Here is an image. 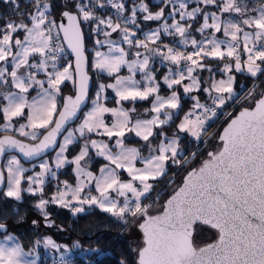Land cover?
Wrapping results in <instances>:
<instances>
[{
    "label": "snow or ice",
    "instance_id": "6c2138e0",
    "mask_svg": "<svg viewBox=\"0 0 264 264\" xmlns=\"http://www.w3.org/2000/svg\"><path fill=\"white\" fill-rule=\"evenodd\" d=\"M3 2L19 8L16 0ZM161 2L171 9L168 17L174 18L179 15L180 20L172 24L163 23L160 28L146 33L143 40L136 39L135 31H130L127 25L136 24L137 10L145 14L143 17L145 21L167 19L164 8L153 13L147 4L134 6L131 17L126 18L125 26L122 27L119 22L113 24L111 18L105 20L96 17L90 10L92 5H85L80 0L70 6L74 11L61 13V16L67 19L65 25L50 18L51 0H34L35 11L26 14L27 22L21 19L18 23L9 21L0 25V62H3L0 66V85L10 84L19 90L3 94V99L7 101L3 108V117L9 121L4 128L5 130L11 128L12 118L24 116L27 107L30 110L27 124H21L17 131L23 137L38 141L26 144L5 135L0 139V155H4L6 149H18L27 159L41 157L47 150H54L58 135H61L62 131H67L63 142L59 144V151L56 152L55 167L59 169L65 163L75 164L77 186L72 188L65 183L66 191L58 190L50 200L44 199L42 195L44 177L48 174L55 177L56 172L52 170L47 160H43L39 164L41 171L35 177H27L29 181L27 191L33 195L41 193L35 207L45 220L49 216L46 206L50 203L69 208L73 214L84 212V205L96 206L119 220H125L130 214L136 218L142 232V245L136 249V264H264V94L259 98H253L254 106L244 108L227 123L218 136V148L215 151H208L207 158L187 172L182 183L163 203L157 214H151V205L143 202L151 198L154 182L167 175L169 164L183 166L195 160L197 153H192L190 158H186L179 149V133L189 134L197 143L203 142V137L207 135V129L210 127L209 122L217 116V110L236 95L233 88L235 77L230 73L233 70L243 72L246 69L252 77L258 73L264 74L262 67L264 6L255 10L258 11V15L247 16L246 8L235 3V0H223L219 4L217 0H202L204 5H217L221 13H239L243 17L242 24L251 27L253 31H244L240 24L230 20L221 22L215 13H205L204 22L197 31L203 35L205 30L214 29L215 32L222 31L225 37L230 36L231 39L218 40L213 36L211 39L198 41L195 38L189 40L188 29L191 25L185 27L180 21L187 22V18L195 19L204 10L196 7L188 11L187 0ZM108 3L118 11L125 7L123 3H113V0H108ZM99 6L104 5L100 3ZM81 22H94L95 31L103 32L105 36V40L96 41L99 46H108L107 53L96 52V68L111 75L118 73L121 66L127 65L130 72L139 70L143 73V79L148 81V85L141 88L140 82L132 76H117L115 84L107 86L101 84L93 101V108L84 115L83 122L78 128L67 130L66 124L77 117L88 90V76L84 71ZM21 32L24 34L23 39L19 38ZM112 33H118L122 42L128 44L130 48H143L147 53L159 55L164 61L175 65L174 70L169 69L170 75L164 77L169 89L180 85L183 86L185 94L203 90L208 93L211 100V104H202L198 97L193 96L192 110L185 114L177 125V135L170 140L165 137L166 142H161L156 149H152L149 143L150 152L155 151L157 153L155 155L141 157L137 148L125 147L122 139L125 130L135 132L137 137L148 142L154 135V128L173 120L174 110L181 108L180 95L175 90L168 97L155 95L151 109L155 115L152 119L136 120L131 127L128 111L123 108H108L101 103V93L105 87L115 90L117 104L121 101L147 100L159 91V86L154 84L155 76L149 67L150 56L144 54L141 59L142 53L136 51L137 59L129 62L124 49L109 39ZM162 34L179 35L182 38L180 43L185 46L190 43L193 51L184 52L165 45L166 52H162L160 45L157 44ZM241 35L243 52L247 54V59L243 62L237 51L241 45ZM61 39L67 42V47L75 55L74 73L79 77L75 98L68 96L62 110L57 108V96L61 91L60 85L66 80L73 79V72L69 70L73 66L71 64L62 66V70L58 67L65 52L64 47L57 43ZM149 43L156 47L150 48ZM36 56L39 57L38 61H30V57ZM207 58L228 60L221 70L228 75L227 79L213 81L210 88L201 89L200 81L193 73L197 70L212 71L211 68L206 69L203 63ZM40 72L45 73L46 80L37 79V73ZM185 80H190L191 83L185 84ZM33 88L39 91L37 97L29 104L26 94ZM162 110L164 119L160 118ZM105 113H111L116 117V122L111 126L105 123ZM101 128L103 132L99 131ZM93 132L109 138L117 137L116 145L119 152L113 154L106 143L86 140L79 154L72 161H68L65 153L77 138L76 134L83 138L87 133ZM89 143L91 148L97 149L98 156L104 157L115 167L103 166L98 177L86 171L87 165L82 167L81 161H85L89 156ZM138 158L143 160V168L135 167ZM7 169L8 190L5 195L20 200L25 169L16 156L8 160ZM117 169L127 171L131 179L127 182L122 181ZM81 176L87 177L89 183L95 181V191L98 195H81L86 187L84 181L79 179ZM4 180V175L0 173V183ZM69 193L71 198L66 199ZM111 193L122 197V204L118 199L112 198ZM141 220L142 222H139ZM198 225L207 226L215 232V238L203 246L195 242L194 226ZM4 228L5 225L0 224V229ZM12 239V236L6 237L8 241ZM45 244L56 247L50 239L46 240ZM24 256L18 244L11 247L0 244V264H35L34 260H26Z\"/></svg>",
    "mask_w": 264,
    "mask_h": 264
},
{
    "label": "trees",
    "instance_id": "16d2710c",
    "mask_svg": "<svg viewBox=\"0 0 264 264\" xmlns=\"http://www.w3.org/2000/svg\"><path fill=\"white\" fill-rule=\"evenodd\" d=\"M140 1H144L148 4L150 10H157L165 5L161 1L157 2L156 0H126L124 9L125 13L127 15H131V10L133 8L132 5L137 4ZM16 2L19 5L18 9L15 5L6 4L3 0H0V25L9 21H15L18 23L21 19H25L27 22L26 14L33 13L35 10L34 0H16ZM77 2H80V0H51V17L58 21L60 14L64 10L74 11V9L70 6ZM260 3L263 4L264 0H260ZM21 13L25 15L22 16ZM137 14L138 16L135 18L136 24L133 25V27L137 30L139 35L143 37L145 36V30L147 28L153 27L161 22H147L143 18L144 13L139 12ZM81 23L85 33L87 52L89 55V72L93 79V85L90 92L91 100L96 83L99 80H113L115 75L109 76L102 73H96L92 70L91 54L98 38L92 33L93 22ZM194 24L198 25L199 23L196 21ZM23 35V32L19 33V36ZM175 39L176 36L174 35H164L160 41L162 43L169 44L175 43ZM154 47H156V45ZM191 48L192 46L183 50L190 51ZM69 59H72V57L70 56ZM209 61L210 60L207 58L203 61V63H207ZM238 78L239 82H241V78L246 79L245 90H248L252 86L255 88L262 86L264 91V74H259L256 78H254L241 73L238 75ZM60 88L61 95L59 96L58 109H60L62 105L64 95L74 92V72L73 79L66 80ZM176 89L178 88L174 87V89H169L168 87H162L160 92L167 94ZM179 93L182 98L181 108L174 115L172 123L165 127L171 134H174L177 131V125L179 124L181 113L185 107L192 105L193 96H199L200 99L206 102L209 101V97L205 95L206 93L203 90L193 91L188 96H184L182 91ZM247 98L248 97H245V99L236 106L232 114L222 123L219 124L218 121L214 122L207 130V135L204 136L203 142L197 143L195 139L189 135H182L180 144L182 147H187L185 157L190 158L192 153H197L196 158L190 164L183 166L169 164L167 175L154 182V190H157L158 187H160V189L157 193L153 192L150 199L144 200L151 205L150 213L160 211L164 201L182 183L186 172L193 166H199L200 161L207 158L206 154L208 151L218 148V136L220 131L228 120L245 104H247ZM236 100L234 99L233 101L226 103L221 109L223 111L229 109L236 103ZM4 101L3 94H1L0 104L3 105ZM116 101L117 97L112 96L105 100V103L108 105H116ZM151 101L152 98H149L144 101H122L121 104L132 114L137 113L135 117H147L151 113ZM4 120L3 110L0 108V126ZM42 132H44V130ZM1 134L2 132L0 131V135ZM158 136L159 133L157 134L155 141ZM126 143L144 146L146 141L135 137L131 139L127 138ZM57 179L74 182L75 175L72 167L68 166L62 170ZM55 181L56 179H51L45 185L42 193L43 198L50 199L59 189V186L55 185ZM40 198L41 193L36 195L25 193L20 200L6 197V195H4V191L0 193V222L5 223L10 227L7 232L0 231V234H5L13 230L19 242L26 248H32L38 242H45L50 239L55 245H57L56 249L59 248L60 250H67L73 253V256H71L72 258H70V256L68 258L70 261L69 264H136V249L139 248L142 243L139 245V241L135 237L136 233L131 235L129 234V228L133 222L126 225V218L125 220H119L111 214L103 212L96 206L88 207V209L83 213L73 214L69 208H63L57 204L50 203L46 208V211L49 213L47 219L49 220V223H47V220H45L40 211L35 207ZM152 208H155L156 211H151ZM33 221H36V223H33ZM214 238V230L204 225H198L196 227L195 242L198 245L203 246L205 243L211 242ZM40 249L42 250V248ZM42 256L43 258L41 259L40 264H57L55 261H58V259L53 261L51 257H47L45 254H42Z\"/></svg>",
    "mask_w": 264,
    "mask_h": 264
},
{
    "label": "rangeland",
    "instance_id": "374dc122",
    "mask_svg": "<svg viewBox=\"0 0 264 264\" xmlns=\"http://www.w3.org/2000/svg\"><path fill=\"white\" fill-rule=\"evenodd\" d=\"M157 2H160L161 0H156ZM223 0H217V3H222ZM141 3H144L146 4L144 1H140L139 3H137L136 5L133 4L132 6L134 7L135 6H138L140 5ZM235 3L239 4L241 7L243 8H246L247 12H246V15L247 16H256L258 15V11H255L257 9H259L260 7L264 6V3H260V0H235ZM187 4H188V11H191L193 8H196V7H200L201 9H203L204 11L201 13V14H198L195 19H192V18H187V22L185 21H180L182 24L185 25V27H188V25L190 24L191 27L188 29L189 31V40H191L192 38H195L196 40L198 41H201V40H205V39H211L213 36H215L216 39L218 40H230L231 37H225L223 35V32H215L214 29H207L205 30V32L203 33V35L197 31V29H199L202 24H203V15L205 13L207 14H211V13H215L218 17H220V20L221 22H227V21H232V22H235V23H238L241 25V27L244 29V31H247V32H252L253 29L251 27H248L246 25H243L242 24V19L243 17L239 14V13H236V12H229V13H221L219 8L217 7V5H204L202 3V0H187ZM148 5V4H147ZM149 7V5H148ZM164 8L165 10V16L167 19L169 20H165V19H162L161 22L153 27H156L157 28H160L161 25L163 23H168V24H172V23H175L176 21H179L180 20V17L179 15H176L174 18L173 17H167L168 16V12L171 10L169 7H166L165 5L162 7ZM150 9V8H149ZM160 9H157V10H150L151 12L155 13L157 11H159ZM35 11V10H34ZM139 11V10H137ZM132 15V14H131ZM198 21V25H195L194 23ZM209 23H211V20H209ZM30 26V24H29ZM166 35V34H164ZM19 38L23 39V36H19ZM136 39H139L137 38V35L135 36ZM181 37H179V35H176V41L175 43H169L168 46L169 47H174V46H177L179 47L180 49H186L187 47H191V44L189 43L187 46L183 45L180 43L181 41ZM241 39V46H242V49H243V37L241 35L240 37ZM117 45L120 43V44H125L126 48L127 46H129L128 44L126 43H123L122 41L121 42H117V40L114 38V40ZM207 46V45H206ZM107 51H108V46H107ZM138 51H140L142 53V56L140 57L141 59L143 58V55L144 54H148L143 48H140L138 49ZM161 51L162 52H166V48H161ZM193 51V48L190 49V52ZM135 52H133V54H135ZM242 53H244L242 51ZM246 53H244L243 55H245ZM247 56V54H246ZM128 57V56H127ZM39 57L36 56L34 58L30 57V61H38ZM128 61L129 60H132V59H129V58H126ZM137 59V57H134L133 60ZM210 61L207 62V63H204L205 64V67L206 69L207 68H211L212 71L209 72L207 70H197L193 73L194 76H196L199 81H200V88L202 89H205V88H210L211 86V83L213 81H219L221 79H227V75L228 74H224L221 70L223 69V66H224V63H227L229 62L228 60H224V61H220L218 59H213V58H208ZM3 62H0V66H2ZM68 64H71L72 65V59H69L68 60ZM151 65V62L149 63V67L153 73V75L155 76V81H154V84H157L159 86V91L158 93H154L152 94L149 98H152V101H151V107H150V111L152 109V106H153V103H154V98H155V95H160L162 97H168L171 95V92L170 93H167V94H164V93H161V89L162 87H167L165 81H164V77L165 76H169L170 73H169V69H175V65H172L170 64L168 61H160L156 66H150ZM127 65H123L121 66L120 70L124 67H126ZM263 67V66H262ZM127 69V72L125 73L126 77H129V76H132L133 79H135L136 81H139L140 82V87L143 88L145 86L148 85V81L144 80L143 79V73H141L139 70H136L134 73L133 72H130L128 67H126ZM49 70H51V68H49ZM70 72H74V70L71 68L69 69ZM206 72V73H205ZM243 74L247 75V76H251L246 70L242 72ZM120 71L118 73H113L111 75H115V78L113 80H109V81H104V82H97L96 85H95V94L93 92L92 94V97H91V100H90V103H89V106H87V108L83 111V115L79 118L78 122H76L75 124L71 125L68 130H74L76 128H78V126L83 122V119H84V115L89 112L92 108H93V101L96 99V96H97V92L99 91V86L101 84L107 86L109 84H115L116 82V77L117 76H120ZM140 74V75H138ZM231 75H233L235 77V82H234V85H233V88H234V93L236 94L234 99L236 98H241L245 93L249 92L248 95L246 97H248L246 99V102L247 103H251L253 102V98H258L262 95L263 93V87L260 86V87H250L248 90H245V86H246V79L245 78H241V82H239V78H238V75L240 74L239 72H236L235 70H233L232 73H230ZM260 73L257 74V76L259 75ZM257 76H255L254 78H256ZM252 77V76H251ZM10 79V77H9ZM37 79H40V80H46V75L45 73L43 72H40V73H37ZM205 79V80H203ZM205 81V82H204ZM185 84H188V83H191L190 80H185L184 81ZM243 84V85H241ZM62 85V84H61ZM60 85V86H61ZM244 86V87H243ZM45 87H47V84H45ZM178 89H176L175 91H177V93L180 95L179 92H183V86H180V85H177V86H174ZM19 92L18 89H16L14 86L10 85V84H2L0 86V95L1 94H5L7 92ZM39 90L36 89V88H33V89H30L29 90V93L26 94V99L27 101L29 102V104L32 102L33 98L34 97H37V92ZM206 96L209 97L208 93L205 92ZM184 96H188L190 95L189 94H185L183 92ZM215 94V93H213ZM250 94V95H249ZM61 95V91H60V94L57 96V108H58V104H59V96ZM102 99H109L110 97L112 96H116V93H115V90L112 89V88H108V87H105L103 93H102ZM117 97V96H116ZM195 97H198L199 96H195ZM148 98V99H149ZM118 99V97H117ZM234 99L232 100H228L226 103L230 102V101H233ZM137 100H140V99H137ZM136 100V101H137ZM200 103H204L206 101L200 99ZM210 100V98H209ZM144 101V100H142ZM105 102V101H104ZM122 102V101H121ZM121 102L119 104H117L116 106H109L108 104H106L105 106L108 107V108H117V109H120V108H123L124 110L128 111L129 113V119L131 121V124L129 125V127H131L136 120H148V119H152V117L155 115V113H153L151 111L150 115L149 116H145V117H135L136 114H132L127 108H125ZM180 103L182 105V98L180 96ZM194 103V101H193ZM193 103L191 106H187L185 107V109L182 111L181 113V118L179 120V123L181 122V120L184 118L185 114H187L189 111L192 110V106H193ZM7 105V101L5 100L4 101V104L1 105L0 104V108L3 110V108ZM29 109L26 107L25 108V114L24 116L22 117H13L12 118V121H11V124H12V127L11 128H8L7 130H5L4 128V125L5 124H8L9 121L7 120H4V122L2 123V125L0 126V131L2 132V134H6V133H12L14 135H17L23 139H27L29 141H32L30 138L28 137H23L19 134V132L17 131V129L19 128V126L21 124H27V116L29 114ZM178 110H174V114H173V119H174V115L177 113ZM161 119H164V115H163V110H162V113H161ZM104 120H105V123L108 125V126H111L113 123L116 122V117L112 116L111 113H105L104 114ZM173 121V120H172ZM172 121H170L168 124H165V125H162V126H159V127H156L153 129V132H154V135L151 136L149 138V141L146 142V144L144 146H141V145H134V144H127L126 143V139L129 138H135L137 137L135 135V132H129L127 130H125V136L122 138L123 139V144L125 147L127 148H137L139 151H140V155L141 157H148L150 154L151 155H155L157 154L155 151H152L150 152V148H149V143L151 144V148L152 149H156L158 148L159 144L161 142H166L165 141V137H167L169 140L174 138L176 135H177V131L174 133V134H171L169 133L167 130H166V126L170 125L172 123ZM27 131H31V129H26ZM43 131V130H41ZM100 132H103V129L101 128L99 130ZM159 133V136L157 137V140L153 143L152 139L155 138L157 136V134ZM186 133H179V137L181 139L182 135H184ZM67 135V131L65 132V134L62 136L61 140H60V143L63 142V137ZM189 135V134H187ZM190 136V135H189ZM76 139L74 140L73 144L69 145L68 147V150L67 152L65 153V156L67 157V160L68 161H72L75 156H77L80 152V149L81 147L84 145V143L87 141H91V140H96L98 142H102V143H106L109 145V149L113 152V154H116L119 152V148L117 147L116 145V139L117 137H112V138H109L107 137L106 135H100V134H97L96 132H93V133H87L85 137H79V134L77 133L76 134ZM191 137V136H190ZM137 138H140V137H137ZM193 138V137H192ZM142 139V138H140ZM179 149L182 151V153L184 154L185 156V152L187 150V147H182L181 144H180V140H179ZM59 151V146L58 148L51 154H49L48 156L38 160V161H35V162H32V163H24L20 157L16 154H9L5 161H4V164H3V169L5 171V175H6V186H5V190H4V195L5 193L7 192V173H8V169H7V164H8V160L12 157V156H16L19 160H20V163H21V166L25 169L24 173H23V177L24 179L22 180V183H21V187L23 189L22 193H21V198L24 196L25 193L27 194H32L30 192L27 191L28 187H29V181L27 180V177L28 176H32V177H35L37 173H39L41 171L40 167H39V164L43 161V160H47L52 168L53 171L56 172V176L53 177L51 176L50 174L46 175L44 177L45 179V183L44 185L42 186L43 189L45 187V185L51 180V179H56L55 181V185H58L59 186V191H66V187H65V183H67V185L71 186L72 188H75L77 186V183H78V180H77V176H76V170H75V164L73 163H65V165L62 167V168H59L57 169L55 167V157H56V152ZM97 149H94V148H91L90 146V143H89V156L85 158V161H81V166L84 167L85 164L87 165L86 166V171H90L92 172L93 176L95 177H98L101 175L100 173V169L105 166V165H109L110 167H115L114 165H111L110 162L108 160H106L104 157L102 156H98L97 154ZM68 166H71L72 169H73V173L75 175V181L74 182H68V181H65L64 179L62 180H58L57 177L59 175V173L64 170L65 168H67ZM135 167L136 168H143L144 167V162L142 159H137L135 161ZM168 169H169V166H168ZM119 175H120V179L124 182H127L131 179V177L128 175V172L125 171V170H121V169H117L116 170ZM81 181H84L86 187L84 189V191L81 193V195H88V194H91V195H98V193L95 191V181H92L91 183L88 182V179L87 177H84V176H81L79 178ZM159 179V178H158ZM34 187H39V186H34ZM58 190L52 195V197L54 195L57 194ZM37 194H40V193H37ZM129 197H131V194L129 193L128 194ZM51 197V198H52ZM111 197L112 198H116L119 200L120 203L123 202V198L122 197H117L116 196V193H111ZM50 198V199H51ZM71 198V193H69V197H67L66 199H70ZM15 199V198H14ZM45 199V198H44ZM50 199H46V200H50ZM39 202V201H38ZM37 202V203H38ZM88 207H95V206H89V205H84V208H85V211L88 209ZM47 208V206H46ZM157 208V207H156ZM84 211V212H85ZM151 211H156L155 208H152ZM83 213V212H82ZM79 214V213H78ZM47 223H49V220L46 221ZM139 222H142L139 221ZM136 233L135 237L137 238V240L139 241V245L142 243V236H141V233H140V229L138 227V221H134L132 223V225L130 226L129 228V234H134ZM7 236H12L13 239L11 241H8L6 240V237ZM0 244H6L7 246L11 247V246H14L16 244H18L22 250H23V253L25 254L24 256V259L26 260H29V261H35V264H40V261L41 259L43 258L42 254H45L47 257H51L52 260H55V259H58V260H62V259H66V258H72L71 256H73V253L71 251H65V250H60L59 248L58 249H52L51 245H46L45 242H38L34 247L32 248H26L24 247L20 242L19 240L17 239L16 235H15V232L13 230H11L10 232L8 233H5V234H0ZM57 247V245H56ZM42 248V250L40 249ZM55 250V251H54ZM45 257V258H47Z\"/></svg>",
    "mask_w": 264,
    "mask_h": 264
},
{
    "label": "built area",
    "instance_id": "2783aa9c",
    "mask_svg": "<svg viewBox=\"0 0 264 264\" xmlns=\"http://www.w3.org/2000/svg\"><path fill=\"white\" fill-rule=\"evenodd\" d=\"M82 2H83L84 4H87V5H92L90 10L94 13V15H95L96 17H98V18H102V19H105V20H107L108 18H111L112 21H113V24L119 22V23L121 24L122 27L125 26V20H126V18L131 17V15H127V14L125 13L124 9L118 11L116 8L112 7V4L108 3V0H82ZM100 3H102L104 6H103V7H100V6H99ZM113 3H118V2H117V0H113ZM50 18H52V17H50ZM52 19H53V18H52ZM56 21H57V20H56ZM57 23H58V21H57ZM101 27H103V26H101ZM127 27L129 28L130 31H135V33H136V35H137V38H139V39H141V40H143V39L145 38V36L143 37V36L139 35V33H138L137 30L133 27V25L128 24ZM95 28H96V24L93 22L92 33H93L97 38H99L100 36L103 35V32H101V33H97V32L95 31ZM105 30H106V31H109L110 29H105ZM57 43H60V44L64 47V49H65V52L62 54V58L60 59L59 64H58V67H60L61 70H62V66H66V65H68V60H69L70 55H69L67 49L65 48L62 39H61L60 41H57ZM157 44H159L161 48H165V47H164L165 45L168 46L167 43H162L161 41H157ZM174 48H176V49H178V50H180V51H184V50L180 49V48L177 47V46H174ZM241 50H242V46L240 45V47H238V49H237V51L240 53V55H241ZM184 52H190V51H184ZM246 59H247V56L242 57V55H241V60H242V62H243L244 60H246ZM262 66H263V65H262ZM248 93H249V92L245 93V94H244L241 98H239V99L237 98V100L235 99V100H236V103H235L232 107H230L229 109L223 111L221 108H219V109L217 110V116L214 117V118H212V120L209 122V123H210V126H211L214 122H216V121H218V123L220 124V123H222L224 120H226V119L232 114V112L234 111V109L236 108V106L239 105V104L245 99V97L248 95ZM203 104H211V100H209V101H207V102H204ZM197 112H199V110H197ZM194 118H195V117H193V119H194ZM209 128H210V127H208V129H209ZM208 129H207V130H208ZM203 140H204V137H203ZM159 189H160V187H158L157 190H154V193H157V191H158ZM143 202H144L145 204H148V203L145 202V201H143ZM121 204H122V203H121ZM134 221H136V218L131 217L130 214H128V215L126 216V225H129V224H131V223L134 222ZM55 263H57V264H69L70 261L68 260V258H66V259H62V260H58V261L56 260Z\"/></svg>",
    "mask_w": 264,
    "mask_h": 264
},
{
    "label": "water",
    "instance_id": "95a60500",
    "mask_svg": "<svg viewBox=\"0 0 264 264\" xmlns=\"http://www.w3.org/2000/svg\"><path fill=\"white\" fill-rule=\"evenodd\" d=\"M64 11H70V10H64ZM58 23H64V24L66 25V24H67V19H66V18H63V17L61 16V14H60V16H59V20H58ZM81 31H82V34H83V47H84V57H85L84 71L87 73V76H88V90H87V96H86V98H85L83 104L81 105L80 109H79L78 112H77V117L74 118L72 121H70L68 124H66L65 128H66L67 130H68V128H69L71 125L75 124V123L79 120V118L81 117L83 111H84V110L87 108V106L89 105V103H90V92H91L92 85H93L92 75H91L90 72H89V55H88V52H87L86 37H85V33H84V30H83V27H82V23H81ZM62 35H63V34L61 33V37H62ZM62 41H63V40H62ZM63 43H64V46H65V48L67 49L69 55L72 57V66H73V70H74L75 62H76L75 55L71 52V49H69V48L67 47V42H66V41H63ZM78 84H79V77L76 76L75 73H74V86H75V88H74V92H73V93H68V94H65V95H64L63 102H62V105H61V107H60L61 110H62L63 104H64V102H65V99H66L68 96H72L73 98H75V95H76V92H77V89H78ZM262 94H264V91H263ZM258 98H259V97H258ZM253 106H254V105H253ZM244 108H246V107H242V108H241V109H240V110H239L234 116H232V117L228 120V122H229L232 118H234L236 115H238L239 112H240L241 110H243ZM228 122H227V123H228ZM227 123L223 126V128L227 126ZM223 128H222V130L220 131V133H222ZM65 132H66V131H62V134H61V135H58V137H57V146L55 147L54 150H53V149H49V150H47V151H46L41 157H38V158L27 159V158H25V157L22 155V153L19 152L18 149H6L5 154H4V155H0V173H2V174L4 175V177H5L4 182H3V183H0V193H2V192L5 190V186H6V175H5V171H4V169H3V164H4V161H5L6 157H7L9 154H16V155H18V156L20 157V159H21L24 163H32V162L38 161V160H40V159H42V158L48 156L49 154L53 153V152L58 148V146H59V144H60V140H61L62 136L65 134ZM45 134H46V133H45ZM5 135L12 136L13 138L18 139V140H20L22 143H26V144H34V143H38V141H29V140H27V139H23V138H21V137H19V136H17V135L12 134V133L1 134V135H0V139H3V137H4ZM42 138H43V136L41 135L40 139H42ZM218 142H219V141H218ZM215 150H216V149H215ZM215 150L212 149L211 151H215ZM190 170H191V169H190ZM187 172H188V171H187ZM187 172H186V174H187ZM186 174L184 175V177L186 176ZM184 177H183V178H184ZM169 197H170V196H169ZM169 197H168V198H169ZM168 198H167V199H168ZM167 199H166V200H167ZM166 200H165V201H166ZM165 201H164V202H165ZM158 212H159V211H158ZM158 212L151 213V214L155 215V214H157ZM0 224H4V225H5V228H4V229H0L1 232H7V231L10 229V227H9L7 224L2 223V222H0ZM196 227H197V226H194V228H195V230H194V237H195V234H196ZM140 233H141V236H142V232H141V230H140Z\"/></svg>",
    "mask_w": 264,
    "mask_h": 264
},
{
    "label": "crops",
    "instance_id": "0c3cea01",
    "mask_svg": "<svg viewBox=\"0 0 264 264\" xmlns=\"http://www.w3.org/2000/svg\"><path fill=\"white\" fill-rule=\"evenodd\" d=\"M117 2L118 3H123L124 5H125V3H126V0H117ZM136 5V4H135ZM134 5V6H135ZM124 9H125V7H124ZM140 11H137V13H139ZM131 14H132V12H131ZM145 15V14H144ZM136 16H138V14H136ZM144 17V16H143ZM166 17V16H165ZM168 17V16H167ZM166 20V19H165ZM167 20H169V19H167ZM148 22V21H147ZM149 22H152V21H149ZM143 25H145V24H143ZM153 30H156V27H149V28H147L146 30H145V34L146 33H150L151 31H153ZM110 31V30H109ZM166 35H171V34H166ZM164 36V34H162L161 35V39H162V37ZM176 36V35H175ZM114 38L117 40V42H121L122 40H121V36L118 34V33H112V35H111V37H109V39H111V40H114ZM97 40H101V41H103V40H105V36L103 35V36H101V37H99ZM96 40V41H97ZM118 46L119 47H122L123 49H124V51L128 54L127 56H126V58H129V59H132L133 60V58L134 57H136L135 56V54H133V52H135V51H138V49L137 48H135V47H129V46H127V48H126V46H125V44H118ZM155 45H153V44H151V43H149V47L150 48H153ZM97 51H101V52H104V53H107L108 51H107V45H104V46H99V45H97L96 43H95V46H94V48H93V50H92V54H91V67H92V70L94 71V72H96V73H102V74H105V75H109L108 74V72L107 71H102V70H100V69H98V68H96L95 67V64H96V60H97V57H96V52ZM242 51H243V49L241 50V55H242V57H245L246 56V54L245 55H243L244 53H242ZM148 55L150 56V62H151V67L154 65V66H156L160 61H162L163 59H162V57L161 56H159V55H151V54H149L148 53ZM132 60H129V62H131ZM259 63V62H258ZM127 67V66H126ZM126 67H124V68H122L121 70H120V77H126V75H125V73L127 72V69H126ZM246 70V69H245ZM240 74L242 73V72H239ZM138 75H140V74H138ZM109 76H112V75H109ZM100 82H104L103 80H99ZM98 81V82H99ZM99 82V83H100ZM97 91V90H96ZM95 91V92H96ZM95 92H94V94H95ZM93 94V95H94ZM101 95H102V93H101ZM106 99L104 98V99H101V103H103L104 105H106L105 104V101ZM117 105V104H116ZM116 105H109V106H116ZM156 138V137H155ZM155 138H153L152 139V141H153V143L155 142ZM54 244V243H53ZM55 245V244H54ZM51 247H52V249H55L56 247H53L52 245H51ZM55 251V250H54ZM54 261V260H53Z\"/></svg>",
    "mask_w": 264,
    "mask_h": 264
},
{
    "label": "flooded vegetation",
    "instance_id": "af4514ba",
    "mask_svg": "<svg viewBox=\"0 0 264 264\" xmlns=\"http://www.w3.org/2000/svg\"><path fill=\"white\" fill-rule=\"evenodd\" d=\"M253 105H254V102H251V103L245 104L243 107H252Z\"/></svg>",
    "mask_w": 264,
    "mask_h": 264
}]
</instances>
